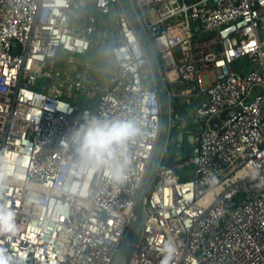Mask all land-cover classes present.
<instances>
[{"label": "built area", "instance_id": "1", "mask_svg": "<svg viewBox=\"0 0 264 264\" xmlns=\"http://www.w3.org/2000/svg\"><path fill=\"white\" fill-rule=\"evenodd\" d=\"M129 3L169 127L179 126L176 103L199 128L182 165L158 161L128 264H161L169 240V264H264V0ZM61 55L92 64L55 68ZM84 110L135 114L144 135L128 181L117 188L98 174L81 199L65 190L76 178L61 141ZM159 125L152 75L118 0H0V202L19 228L0 247L12 264H112Z\"/></svg>", "mask_w": 264, "mask_h": 264}, {"label": "clouds", "instance_id": "2", "mask_svg": "<svg viewBox=\"0 0 264 264\" xmlns=\"http://www.w3.org/2000/svg\"><path fill=\"white\" fill-rule=\"evenodd\" d=\"M144 135L141 120L135 114L109 116L84 110L72 124L61 145L65 153L64 169L76 179L66 191L81 199L90 193L88 181L98 174L113 187L125 184L133 164L132 148ZM16 210L0 202V236L10 239L19 228ZM161 264H169L175 245L167 241L162 247ZM12 256L0 247V264H12Z\"/></svg>", "mask_w": 264, "mask_h": 264}, {"label": "water", "instance_id": "3", "mask_svg": "<svg viewBox=\"0 0 264 264\" xmlns=\"http://www.w3.org/2000/svg\"><path fill=\"white\" fill-rule=\"evenodd\" d=\"M119 4L138 40L142 46L148 67L150 69L153 86L158 96L160 106V125L158 137L148 162L144 177L139 186L135 206V218L127 229L123 242L121 243L112 264H128L134 254L133 245L136 243L145 222V213L143 202L146 197L148 187L152 184L155 168L160 161L170 167H178L189 159L191 150L194 144L195 133L199 125L176 103L171 105V110L179 115V126L169 127V109L166 92L159 79L156 62L150 47V44L143 33L135 15L133 14L129 0H118ZM244 61V58L241 60ZM166 147L167 152L161 156L163 147Z\"/></svg>", "mask_w": 264, "mask_h": 264}, {"label": "rangeland", "instance_id": "4", "mask_svg": "<svg viewBox=\"0 0 264 264\" xmlns=\"http://www.w3.org/2000/svg\"><path fill=\"white\" fill-rule=\"evenodd\" d=\"M89 0H85V2H88ZM69 58L71 60H69ZM87 64L91 65L92 64V60L90 58L87 57V55L84 56H79V57H68L65 55H61L60 56V61L56 62L57 66H54L55 68H59V66L62 65V67L68 68V69H77V70H81L82 66L85 67L87 66ZM64 65V66H63ZM247 68V65H245V69ZM93 72H91V75L93 76ZM89 107V105H87ZM184 174H188L190 175L192 173V166L191 165H187L185 167V170L183 172ZM183 175V174H182ZM185 179H188L189 177L186 176L184 177Z\"/></svg>", "mask_w": 264, "mask_h": 264}, {"label": "crops", "instance_id": "5", "mask_svg": "<svg viewBox=\"0 0 264 264\" xmlns=\"http://www.w3.org/2000/svg\"><path fill=\"white\" fill-rule=\"evenodd\" d=\"M69 60H71L70 58H69ZM64 66V65H63ZM97 67V66H96ZM59 68H62V65L61 66H59ZM72 70V69H71ZM73 70H75V69H73Z\"/></svg>", "mask_w": 264, "mask_h": 264}]
</instances>
